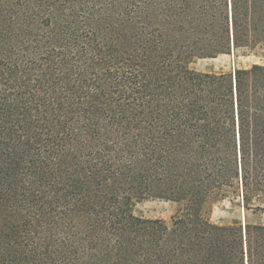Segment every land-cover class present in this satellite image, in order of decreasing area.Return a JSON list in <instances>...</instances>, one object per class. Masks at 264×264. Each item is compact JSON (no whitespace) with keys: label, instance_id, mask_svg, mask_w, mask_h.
Listing matches in <instances>:
<instances>
[{"label":"trees","instance_id":"obj_1","mask_svg":"<svg viewBox=\"0 0 264 264\" xmlns=\"http://www.w3.org/2000/svg\"><path fill=\"white\" fill-rule=\"evenodd\" d=\"M259 45L264 0H0V264H264V65L186 66Z\"/></svg>","mask_w":264,"mask_h":264},{"label":"rangeland","instance_id":"obj_2","mask_svg":"<svg viewBox=\"0 0 264 264\" xmlns=\"http://www.w3.org/2000/svg\"><path fill=\"white\" fill-rule=\"evenodd\" d=\"M253 65H264V45L249 50H238L215 59L194 58L186 66L189 70L198 73H230L233 68L249 69ZM183 209L182 202L149 199L138 203L133 213L144 219H160L169 223ZM203 214L211 223L218 225L228 224L233 220H244L240 199L232 191L222 196L214 194L210 197L203 206ZM260 219L264 221V213L250 216V221L253 223Z\"/></svg>","mask_w":264,"mask_h":264},{"label":"crops","instance_id":"obj_3","mask_svg":"<svg viewBox=\"0 0 264 264\" xmlns=\"http://www.w3.org/2000/svg\"><path fill=\"white\" fill-rule=\"evenodd\" d=\"M255 224H260V225H263L264 226V221L263 220H258V221H256V222H254Z\"/></svg>","mask_w":264,"mask_h":264},{"label":"bare ground","instance_id":"obj_4","mask_svg":"<svg viewBox=\"0 0 264 264\" xmlns=\"http://www.w3.org/2000/svg\"><path fill=\"white\" fill-rule=\"evenodd\" d=\"M244 218V216L242 215V219Z\"/></svg>","mask_w":264,"mask_h":264}]
</instances>
